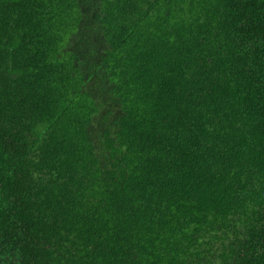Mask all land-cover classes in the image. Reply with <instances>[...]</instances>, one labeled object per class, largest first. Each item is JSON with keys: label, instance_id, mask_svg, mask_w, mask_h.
<instances>
[{"label": "trees", "instance_id": "16d2710c", "mask_svg": "<svg viewBox=\"0 0 264 264\" xmlns=\"http://www.w3.org/2000/svg\"><path fill=\"white\" fill-rule=\"evenodd\" d=\"M0 264H264V0H0Z\"/></svg>", "mask_w": 264, "mask_h": 264}]
</instances>
